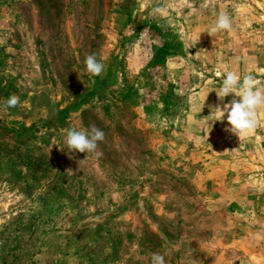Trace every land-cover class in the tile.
Here are the masks:
<instances>
[{"label": "rangeland", "instance_id": "obj_1", "mask_svg": "<svg viewBox=\"0 0 264 264\" xmlns=\"http://www.w3.org/2000/svg\"><path fill=\"white\" fill-rule=\"evenodd\" d=\"M0 3V264H264V105L239 137L200 120L226 71L264 91V0Z\"/></svg>", "mask_w": 264, "mask_h": 264}, {"label": "clouds", "instance_id": "obj_2", "mask_svg": "<svg viewBox=\"0 0 264 264\" xmlns=\"http://www.w3.org/2000/svg\"><path fill=\"white\" fill-rule=\"evenodd\" d=\"M221 30H232V21L224 12L218 14L214 26L211 28L212 32ZM84 64L86 72L92 76H100L105 69V65L97 59L95 54L86 55ZM257 85L258 81L251 74L241 77L235 71H226L219 86L209 92H215L219 103L208 105L210 115L200 120H207L209 126L212 127L216 121L223 122L226 117L227 127L224 128V131L238 137L245 132L253 131L257 127V109L264 105V91H261ZM230 95H232V99L224 103L225 98ZM20 103V97L12 94L6 99L4 108L5 110L14 108ZM63 131L65 133L64 144L69 152H95L98 147L97 142L102 141L105 136L104 132L95 125L79 130L70 127ZM82 162L83 160L79 163ZM152 264H165L164 256L153 253Z\"/></svg>", "mask_w": 264, "mask_h": 264}, {"label": "crops", "instance_id": "obj_3", "mask_svg": "<svg viewBox=\"0 0 264 264\" xmlns=\"http://www.w3.org/2000/svg\"><path fill=\"white\" fill-rule=\"evenodd\" d=\"M4 8H5V6L4 5H2L1 3H0V24H1V20H2V12H3V10H4ZM2 31L0 30V44L2 43V42H5V41H3L2 39H1V35H2ZM4 35H6V34H4ZM6 41H7V39H6ZM1 54V53H0ZM6 89V88H5Z\"/></svg>", "mask_w": 264, "mask_h": 264}]
</instances>
